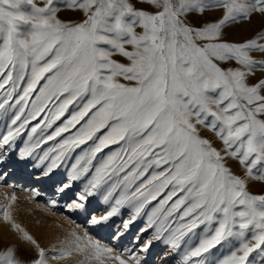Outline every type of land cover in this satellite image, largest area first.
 Returning <instances> with one entry per match:
<instances>
[{
  "label": "snow or ice",
  "instance_id": "snow-or-ice-1",
  "mask_svg": "<svg viewBox=\"0 0 264 264\" xmlns=\"http://www.w3.org/2000/svg\"><path fill=\"white\" fill-rule=\"evenodd\" d=\"M62 12L82 18L63 19ZM254 16L264 18V0H0V89L12 85L0 103V120L26 81L16 100L21 107L11 119L16 127L8 126L0 136V162L26 125L50 101H59L44 117L43 127L38 123L31 128L19 152L20 158L32 156L42 144L80 124L39 158L41 164L48 162L43 171L48 176L69 150L94 141L76 159L70 182L58 187V193L67 195L71 181L89 173L104 148L124 142L95 167L89 184L75 193L81 202L70 207L87 211L83 202L106 178L130 165L123 177L127 186L153 165H170L131 195L122 194L106 215H93L92 225H106L121 206L136 201L133 215L123 223L128 230L151 200L170 189L141 232L156 226L153 239L168 232L165 239L173 248L183 242V264H264V193L249 190L251 182L264 183V26L235 38V30L251 24ZM77 101L78 110L45 135ZM205 129L215 140L201 135ZM230 161L238 162L242 174L232 170ZM10 206L0 205L4 220L35 247L38 258L26 262L9 246L0 251V264H48L45 249L12 220ZM176 213L181 223L172 228L169 218ZM120 234L118 228L117 238ZM72 235L75 239L53 259L75 250L88 251L87 259L99 264L105 254L126 264L98 241ZM224 249L229 254L223 255ZM254 252L259 261L249 259Z\"/></svg>",
  "mask_w": 264,
  "mask_h": 264
},
{
  "label": "rangeland",
  "instance_id": "rangeland-1",
  "mask_svg": "<svg viewBox=\"0 0 264 264\" xmlns=\"http://www.w3.org/2000/svg\"><path fill=\"white\" fill-rule=\"evenodd\" d=\"M61 17L63 19L71 18L75 20L82 18L79 13L68 14L64 12L61 13ZM262 26H264V18L254 16L251 24L241 25L235 30V38H246ZM114 59L127 63L126 60L119 56H115ZM257 75H260V73ZM2 80L3 77H0V82H2ZM41 83H43V81ZM11 86V82H9L3 89H0V103H3L7 98L5 94ZM25 86L26 81L19 85L17 91L13 93L12 98L9 100V103L5 105L7 115L4 119L0 120V136L6 134L8 126L11 125V119L14 118L21 107V105L16 104V100L22 95ZM37 88H39V86H37ZM36 94V92L31 94L28 108L25 109V116H27L31 108V101L35 99ZM60 99L63 100L64 97ZM58 103L59 101L56 100L50 101L44 112L26 125L21 135L13 142L12 150L6 152L2 162H0V177H2V179H0V205L7 206L9 203L11 204L7 210L11 213L12 220L28 231L39 243L40 247L45 249L48 264H99L95 259H87L89 255L88 251L79 252L73 250L70 255L63 259H53V255L58 254L61 248L68 247L69 243L75 239L72 235L73 233L84 237L85 240L90 237L93 241H98L102 246L111 248V255H119L126 264H137V261H139V264H180V261H176L178 259L177 256H179L183 264L185 253V244L183 242L179 248H173L165 239L169 234L168 232L163 233L160 239H153L156 234V226L147 228L144 232L140 231V229L147 226L148 214L151 213L153 208L158 206L159 201L165 197L167 191L170 189H165L156 200H151L150 203L145 206L141 216L130 225L128 230L123 229V223L129 220L133 215V205L136 201L121 206L119 213L111 217L104 226L92 225L90 223L93 215L97 218L106 215L110 207L114 205L115 200L122 194L131 195L132 192L136 191V188L146 183L153 174L166 170L170 165L162 164L159 167L153 165L148 168L143 176L139 177L130 186H127L126 182H123V177L126 172L130 170L132 167L131 165L128 169H125V172L112 174L110 179H105V182L101 184L93 196L88 197L87 201L83 202L85 203L87 211L81 209V211H79V209L70 207L73 202H81L75 196V193L83 191L89 184V181L94 177L95 167L99 166L103 160H106L109 155L120 149L121 146H124L123 141L119 144H111L107 148H104L102 152L98 153L89 173L84 174L78 180L71 181L72 188L67 195L58 193L56 189L70 182L69 175L72 170V165L76 162V159L83 154L85 149L93 146L94 141H88L78 148L69 150L60 162L59 167L54 169L48 176L43 175V171L48 162L45 161L44 164H41L39 158L43 156L46 150L54 147L69 135H72L80 127V124L76 125V128L70 129L69 132L62 133L56 140L42 144L40 148L33 152L32 156L25 158L19 157L20 150L24 148L26 142H28V134L31 128L38 123H41L43 127L42 121L44 117L50 116L49 109L54 111L55 105ZM78 104L79 101L69 105L67 112L53 124L52 128L45 129L44 134H51L57 127L62 126V124L70 118L72 112L78 110ZM21 119L23 120L24 117H21ZM85 119H87V117ZM19 123L20 121L17 122V125ZM81 124H83V121H81ZM11 126L16 127V125ZM97 135L100 134L98 133ZM201 135L215 140L213 133L207 129L203 130ZM36 136H40V129H38ZM216 143L217 146H219V142L217 141ZM230 166L234 172L242 174L238 162L230 161ZM39 182H43L41 186ZM114 185L115 187H113ZM252 187L253 188L249 186L251 192L264 193V183L255 182ZM13 195H15L16 199L11 201L10 198ZM180 195H183V193L177 194V196ZM176 198L177 197H173V200ZM140 200H143V197H140ZM171 203L172 201L169 202V205ZM3 213L4 208L0 207V251L5 250L9 246H15L17 248V255L24 261L27 262L38 258L35 247L21 239L20 234L12 228L11 222L4 220ZM178 217L179 213H176L173 217L169 218V223H171L172 228H176L178 224L181 223ZM118 228L121 234L117 238ZM202 228L203 226H201V229ZM201 229H197L196 231L200 232ZM187 239L188 237H185V240ZM150 240L151 244L147 251H144V245ZM72 247L74 248V245H72ZM217 247L219 248V246ZM53 250H55V252ZM212 251L216 252V249ZM227 254H229V249H224L223 255ZM252 257H257L259 261L257 252L250 254L249 259L251 260ZM104 264H119V261L109 259L108 254H105Z\"/></svg>",
  "mask_w": 264,
  "mask_h": 264
},
{
  "label": "bare ground",
  "instance_id": "bare-ground-1",
  "mask_svg": "<svg viewBox=\"0 0 264 264\" xmlns=\"http://www.w3.org/2000/svg\"><path fill=\"white\" fill-rule=\"evenodd\" d=\"M231 165H232V163H231ZM234 165V164H233ZM234 167V166H233ZM240 168V167H239ZM234 169V168H233ZM236 171H238V170H236ZM43 183V182H42ZM42 183H40L39 182V185L41 186L42 185ZM255 184V182L253 183V182H251L250 184H249V186L251 187V188H253L252 186ZM79 211H81L80 209H79ZM64 229V228H63ZM178 257V259L176 260V261H180V264H182V261H181V259H179V256H177Z\"/></svg>",
  "mask_w": 264,
  "mask_h": 264
}]
</instances>
